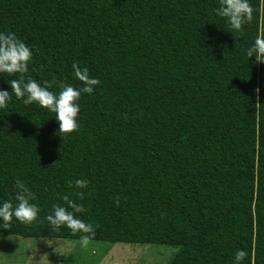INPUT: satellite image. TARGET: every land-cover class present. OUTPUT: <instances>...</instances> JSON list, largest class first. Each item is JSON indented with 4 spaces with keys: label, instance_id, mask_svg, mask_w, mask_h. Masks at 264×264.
Here are the masks:
<instances>
[{
    "label": "trees",
    "instance_id": "trees-1",
    "mask_svg": "<svg viewBox=\"0 0 264 264\" xmlns=\"http://www.w3.org/2000/svg\"><path fill=\"white\" fill-rule=\"evenodd\" d=\"M250 4L235 31L219 0H0V32L34 53L0 90L20 75L79 87L73 63L101 81L72 133L15 96L0 109V201L23 187L39 209L0 239L79 241L46 220L68 195L93 224L89 241L174 247L170 264H232L237 249L264 264V62L246 54L264 0Z\"/></svg>",
    "mask_w": 264,
    "mask_h": 264
},
{
    "label": "clouds",
    "instance_id": "clouds-1",
    "mask_svg": "<svg viewBox=\"0 0 264 264\" xmlns=\"http://www.w3.org/2000/svg\"><path fill=\"white\" fill-rule=\"evenodd\" d=\"M253 7L250 0H219L216 15L224 18L231 29L240 31L242 26L253 19ZM33 49L18 38L13 32H0V75L23 74L28 71L33 59ZM247 56L255 57L257 63L264 62V33H258L253 44L247 49ZM73 76L81 82V86L74 87L70 84L61 85L59 92L50 91V83L45 80L42 83L23 75L8 81L11 85V94L6 90H0V109H4L12 101L13 96L21 99L24 105L33 103L55 113V119L59 123V132L72 133L79 127L78 114L80 112L79 100L82 95H90L101 81L90 75L87 67L72 64ZM89 181L76 179L74 187L79 190L86 189ZM83 196V191L77 193ZM64 204H53L46 220L53 230L62 227L67 228L73 235L80 234L79 244L86 247L90 236L94 235L92 223L86 222L80 217L84 211L83 205L76 203L68 195L62 197ZM11 200L0 201V228L9 229L13 222L31 224L36 221L39 209L34 196L27 189L20 187ZM247 251L237 249L232 264H243ZM42 256L37 264H43ZM31 257L29 260L31 261Z\"/></svg>",
    "mask_w": 264,
    "mask_h": 264
},
{
    "label": "rangeland",
    "instance_id": "rangeland-1",
    "mask_svg": "<svg viewBox=\"0 0 264 264\" xmlns=\"http://www.w3.org/2000/svg\"><path fill=\"white\" fill-rule=\"evenodd\" d=\"M177 249L162 245H127L61 239H0V264H170ZM32 258L31 261L29 258Z\"/></svg>",
    "mask_w": 264,
    "mask_h": 264
}]
</instances>
